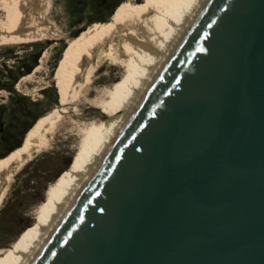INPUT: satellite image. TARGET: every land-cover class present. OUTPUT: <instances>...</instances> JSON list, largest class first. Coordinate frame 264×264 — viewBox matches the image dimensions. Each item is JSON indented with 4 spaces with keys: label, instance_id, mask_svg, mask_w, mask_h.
I'll return each mask as SVG.
<instances>
[{
    "label": "water",
    "instance_id": "water-1",
    "mask_svg": "<svg viewBox=\"0 0 264 264\" xmlns=\"http://www.w3.org/2000/svg\"><path fill=\"white\" fill-rule=\"evenodd\" d=\"M30 264H264V0H204Z\"/></svg>",
    "mask_w": 264,
    "mask_h": 264
},
{
    "label": "bare ground",
    "instance_id": "bare-ground-1",
    "mask_svg": "<svg viewBox=\"0 0 264 264\" xmlns=\"http://www.w3.org/2000/svg\"><path fill=\"white\" fill-rule=\"evenodd\" d=\"M203 2L143 0L131 7L125 5L117 9L114 20L68 52L56 74L60 103L66 104L72 98L89 99L96 103V109L82 117L77 127L80 141L76 152L68 167L46 189L45 198L35 210V222L21 231L9 247H0V264H30ZM48 3L49 0H0V42L51 38L48 28L52 24L45 8ZM102 67L105 69L100 73ZM58 108L40 116L25 133L21 146L0 161V203L19 168L48 147L62 117L63 110Z\"/></svg>",
    "mask_w": 264,
    "mask_h": 264
},
{
    "label": "rangeland",
    "instance_id": "rangeland-1",
    "mask_svg": "<svg viewBox=\"0 0 264 264\" xmlns=\"http://www.w3.org/2000/svg\"><path fill=\"white\" fill-rule=\"evenodd\" d=\"M119 2L121 7H131L143 0H49L45 8L53 27L48 28L51 38L0 42V156L21 143L38 116L52 108L63 110L51 144L19 168L0 203V247H9L21 231L32 226L46 189L76 152L77 127L82 117L96 109V103L72 98L61 104L57 69L91 30L116 18L113 9ZM36 65L40 66L34 70Z\"/></svg>",
    "mask_w": 264,
    "mask_h": 264
},
{
    "label": "trees",
    "instance_id": "trees-1",
    "mask_svg": "<svg viewBox=\"0 0 264 264\" xmlns=\"http://www.w3.org/2000/svg\"><path fill=\"white\" fill-rule=\"evenodd\" d=\"M121 3H122V2H119V3L115 6V8H114L113 10H115V9L117 10L119 7H121V6H122V5H120ZM139 4H140V3H139ZM101 23H102V22H101ZM104 24H106V23H103L102 25H104ZM102 25H101V26H102ZM101 26H99V27H101ZM99 27H97V28H99ZM97 28L91 30V32H89V33H90V34L94 33V32L97 30ZM89 33L87 34L88 36L90 35ZM88 36H87V37H88ZM85 37H86V36H85ZM85 37H84V38H85ZM81 41H82V40H81ZM79 42H80V41H79ZM79 42H78V43H79ZM78 43H77V44H78ZM37 66H38V65H36L35 68H36ZM35 68H34V69H35ZM28 72H30V70L27 71V73H28ZM40 116H42V115H40ZM40 116H38V117L36 118V120H37ZM36 120H35V121H36ZM35 121H34V122H35ZM34 122L32 123V125L34 124ZM32 125H31V126H32ZM31 126H29L28 130L31 128ZM28 130H27V131H28ZM27 131H26V132H27ZM22 139H23V138H22ZM21 143H22V141H21ZM21 143H20L17 147H14V148L10 149L7 153L9 154V153L12 152L13 150L19 148V147L21 146ZM7 153L4 154V155H2V156H0V161H1L4 157L7 156Z\"/></svg>",
    "mask_w": 264,
    "mask_h": 264
}]
</instances>
